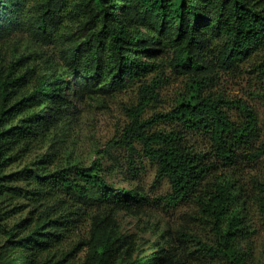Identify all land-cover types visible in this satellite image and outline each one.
Here are the masks:
<instances>
[{
	"label": "trees",
	"instance_id": "obj_1",
	"mask_svg": "<svg viewBox=\"0 0 264 264\" xmlns=\"http://www.w3.org/2000/svg\"><path fill=\"white\" fill-rule=\"evenodd\" d=\"M14 2L0 0V21L16 22ZM29 2L38 8L36 33L43 41L72 44L64 73L36 70L27 54L0 67V264H189L172 242L141 255L136 235L118 230L117 211L137 214L160 199L198 207L213 238L200 239V251L248 264L249 193L219 163L233 166L244 147L258 157L264 143L255 146L260 126L254 109L215 88L222 71L257 54L263 57L254 68L264 75V0ZM168 70L183 78V88L169 110L146 116L162 101ZM63 74L87 76L111 91L140 83L137 103L126 107L129 121L107 146L127 150L132 172L139 154L149 158L157 165L155 182L167 178L171 192L152 198L142 186H118L107 178L116 164L104 167L102 158L53 165L43 155L12 167L66 110ZM166 122L175 126H158ZM190 131L207 133L211 149L189 144ZM254 186L264 219V182ZM180 233L183 243L188 233Z\"/></svg>",
	"mask_w": 264,
	"mask_h": 264
},
{
	"label": "rangeland",
	"instance_id": "obj_2",
	"mask_svg": "<svg viewBox=\"0 0 264 264\" xmlns=\"http://www.w3.org/2000/svg\"><path fill=\"white\" fill-rule=\"evenodd\" d=\"M11 8L16 22L9 24L5 17L0 21V67L22 54H27L36 70L64 73L72 41L63 38L52 43L43 41L36 33L38 8L29 0H15ZM262 57V54L254 55L235 69L222 71L219 84L215 88L229 97L245 101L254 109L260 126L256 148L262 147L264 143V75L254 68V64ZM169 72L168 70L167 73ZM169 76L168 83L161 88L162 101L148 109L146 116L153 114L154 110H169L175 96L183 88L182 77L171 73ZM63 78L67 81L66 110L53 118L41 141L36 142L22 155L19 163L12 167L30 163L43 155H49L53 165H90L97 158H102L104 167L117 165L108 171L107 178L118 186H142L152 198L171 192V184L167 178L159 183L155 182L157 165L149 158L139 154L136 157V169L132 172L128 164L127 150L124 147L107 146L129 121L126 107L137 103L140 83L137 82L122 91H111L103 84L94 86V80L87 76L63 74ZM231 113L238 116L234 109ZM158 126L170 129L175 124L166 122L159 123ZM186 140L198 149H211L210 137L205 132H186ZM249 151L247 147L242 148L241 157L233 166L227 167L220 163L219 166L223 174L243 185L249 193L248 207L253 233L249 237L251 255L248 264H264V219L252 191L255 183L264 182V150L258 157L249 155ZM25 212L13 215L7 220L14 221ZM115 218L121 233L136 235L138 252L141 255H152L157 247L155 244L161 243L168 247L172 242L177 253L186 257L189 264H229L226 258L215 252L209 254L204 250L200 251V239L212 243L213 238L194 203H169L160 199L158 203L148 205L137 214L119 210L115 213ZM183 228L188 234L181 243L179 235ZM2 240L0 234V242ZM15 264H19L18 259Z\"/></svg>",
	"mask_w": 264,
	"mask_h": 264
}]
</instances>
